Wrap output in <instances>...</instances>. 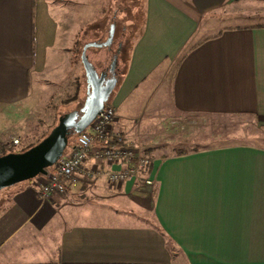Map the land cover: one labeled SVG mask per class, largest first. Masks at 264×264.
<instances>
[{
  "label": "crops",
  "instance_id": "obj_1",
  "mask_svg": "<svg viewBox=\"0 0 264 264\" xmlns=\"http://www.w3.org/2000/svg\"><path fill=\"white\" fill-rule=\"evenodd\" d=\"M86 1L0 0V144L12 147L5 134L28 103L63 100L79 80L87 97L76 58ZM144 4L107 104L111 133L150 164L122 183L78 173L65 196L45 201L46 175L3 190L0 264H264V0ZM89 59L98 71L102 58ZM130 99L148 102L118 117ZM227 117L251 118L261 143L168 152L180 123ZM124 167L93 153L86 163L103 174Z\"/></svg>",
  "mask_w": 264,
  "mask_h": 264
},
{
  "label": "rangeland",
  "instance_id": "obj_2",
  "mask_svg": "<svg viewBox=\"0 0 264 264\" xmlns=\"http://www.w3.org/2000/svg\"><path fill=\"white\" fill-rule=\"evenodd\" d=\"M77 19L78 24L86 26L83 33H80L78 44L76 45V58L83 70L81 63V54L86 43L98 42L97 39L103 35L102 41H107L109 38V29L112 24H115V40L114 51L117 43H124L125 52L122 56L127 59V55L132 48L134 42L141 34L145 22V4L144 0H87L85 3H77ZM89 19L87 23H81L82 19ZM80 21V23H79ZM108 24H107V22ZM88 26H92V30H88ZM95 40V41H94ZM100 47H91L88 49V55L92 60L102 58V62L97 64L101 69L111 62V54ZM120 57L123 59V57ZM98 61V60H97ZM85 83L86 78L84 76ZM80 81V80H79ZM72 93H74V88ZM71 93V94H72ZM79 97L75 102H66L68 96L63 100L51 101L45 107V102L28 103L26 109L20 114L18 121H14L12 127L5 135H9V140L12 138L20 139V146L10 145L9 152L19 153L28 146L37 143L45 135H48L51 130L57 125L61 116L80 110L83 106L86 97ZM147 98L146 96L142 98ZM140 100V101H142ZM139 100L130 99L118 113V117L135 116L138 108ZM144 102V108L147 105ZM55 106V108H54ZM126 121V120H125ZM128 122V121H126ZM131 125L133 120L129 121ZM181 127H184L183 129ZM262 133L248 117H230V118H214V119H189L187 122L180 123L178 134L174 135L176 142L175 149H170L168 152H182L197 150L199 148H210L217 146H227L235 144H260ZM182 141V144H178ZM129 146V145H128ZM174 148V147H170ZM143 149V148H142ZM140 151L146 155L143 149ZM148 151V150H147Z\"/></svg>",
  "mask_w": 264,
  "mask_h": 264
},
{
  "label": "water",
  "instance_id": "obj_3",
  "mask_svg": "<svg viewBox=\"0 0 264 264\" xmlns=\"http://www.w3.org/2000/svg\"><path fill=\"white\" fill-rule=\"evenodd\" d=\"M114 30L115 25H112L110 36L105 43L92 42L83 47L81 62L88 86L82 108L61 116L51 132L30 149L0 156V193L40 175H47L48 170L64 155L71 137L85 131L109 102L118 79L116 77L106 79L105 72L99 74L87 51L91 47L111 45ZM116 60L113 66L116 65Z\"/></svg>",
  "mask_w": 264,
  "mask_h": 264
},
{
  "label": "built area",
  "instance_id": "obj_4",
  "mask_svg": "<svg viewBox=\"0 0 264 264\" xmlns=\"http://www.w3.org/2000/svg\"><path fill=\"white\" fill-rule=\"evenodd\" d=\"M115 119L116 109L107 104L93 123L77 135L70 151L65 152L50 169L51 171H48L46 179L38 185L37 193L41 200H50L54 195L65 196L67 187L74 183V177L78 173L89 177L104 175L112 183H122L129 178L142 177L151 159L143 155L139 149L126 145L120 135L111 133V126ZM111 142H116L117 145L113 146ZM20 144V139L14 137L9 145L20 146ZM92 153L97 160L113 164L120 163L125 167L105 174L87 170L86 163ZM144 182L147 185L154 184L150 179Z\"/></svg>",
  "mask_w": 264,
  "mask_h": 264
},
{
  "label": "flooded vegetation",
  "instance_id": "obj_5",
  "mask_svg": "<svg viewBox=\"0 0 264 264\" xmlns=\"http://www.w3.org/2000/svg\"><path fill=\"white\" fill-rule=\"evenodd\" d=\"M112 25H115V24H112ZM112 25H111V27H112ZM110 31H111V28L109 29V36H110ZM115 31H116V26H115V30H114V36H115ZM114 36H113V41H112L111 45L100 47V48L107 50L108 53L111 54V62L107 66H104L103 68L101 67V69L98 68V71L100 74H102L103 72H105L107 74L106 79L118 77V74L120 72L118 70V67H117L118 64L116 63V65L113 66V62L116 59H117L116 61H119V58L124 54L125 49H126L124 47V43L122 41H120L119 43H117V45L115 47L116 50L114 51V46L116 44V40H115ZM97 41H100V43L106 42V40L102 41L101 39H98Z\"/></svg>",
  "mask_w": 264,
  "mask_h": 264
},
{
  "label": "trees",
  "instance_id": "obj_6",
  "mask_svg": "<svg viewBox=\"0 0 264 264\" xmlns=\"http://www.w3.org/2000/svg\"><path fill=\"white\" fill-rule=\"evenodd\" d=\"M78 44V42H77ZM80 90H81V85H80V82L79 81H76V84L74 85V93L68 95V98L66 100V102H75L79 99L80 97ZM55 108V106H54ZM47 135H45L42 139H40L37 143H34L30 146H28L27 148L23 149L21 152H24L28 149H30L31 147L35 146L36 144H38L41 140H43ZM9 148H8V145L5 144V145H2L0 144V156H3V155H6V154H9L11 152H9Z\"/></svg>",
  "mask_w": 264,
  "mask_h": 264
}]
</instances>
